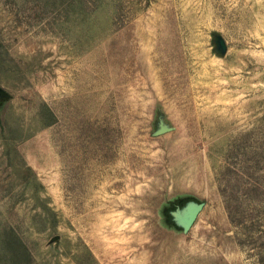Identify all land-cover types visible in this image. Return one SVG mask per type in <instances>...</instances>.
<instances>
[{
	"label": "rangeland",
	"instance_id": "rangeland-1",
	"mask_svg": "<svg viewBox=\"0 0 264 264\" xmlns=\"http://www.w3.org/2000/svg\"><path fill=\"white\" fill-rule=\"evenodd\" d=\"M0 87V264H264V0H0Z\"/></svg>",
	"mask_w": 264,
	"mask_h": 264
},
{
	"label": "water",
	"instance_id": "water-1",
	"mask_svg": "<svg viewBox=\"0 0 264 264\" xmlns=\"http://www.w3.org/2000/svg\"><path fill=\"white\" fill-rule=\"evenodd\" d=\"M216 50L224 56L227 52L226 42L223 37L219 34L215 37ZM0 97H8V93L0 87ZM173 128L165 123H160L159 130L156 132L157 135L164 134L172 131ZM205 206L204 202H190L183 212L176 215L178 226H180L185 232H188L196 223L199 214L202 212Z\"/></svg>",
	"mask_w": 264,
	"mask_h": 264
},
{
	"label": "trees",
	"instance_id": "trees-1",
	"mask_svg": "<svg viewBox=\"0 0 264 264\" xmlns=\"http://www.w3.org/2000/svg\"><path fill=\"white\" fill-rule=\"evenodd\" d=\"M262 178L264 179V176H262ZM255 185L257 186V184ZM259 185L261 186V184ZM260 186H257V187L260 188ZM227 191L222 190L221 194L224 197L225 208H226V211L228 213L231 223L234 225L245 224L246 216L244 214L243 215L238 214L240 212V207L238 206L237 202L233 203L231 200H229L230 196L227 195ZM231 199L233 200V197H231Z\"/></svg>",
	"mask_w": 264,
	"mask_h": 264
}]
</instances>
